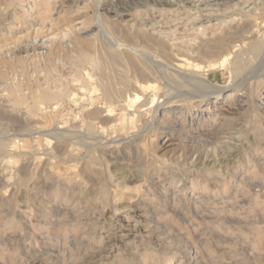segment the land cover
Returning <instances> with one entry per match:
<instances>
[{
	"label": "rangeland",
	"instance_id": "obj_1",
	"mask_svg": "<svg viewBox=\"0 0 264 264\" xmlns=\"http://www.w3.org/2000/svg\"><path fill=\"white\" fill-rule=\"evenodd\" d=\"M85 1L87 12L82 19L87 18L88 29L74 34L60 29L61 18L67 15L65 0H0V38L22 36L4 47L0 58L7 62L19 58L24 63L22 70L1 67L8 78L0 79V264H264V0L240 4L208 0V12L201 16V0ZM105 3H110L106 11ZM134 8L154 16L130 20L127 15ZM167 10L180 12L164 15ZM192 16L198 24H209V35L201 43L226 36L218 58L200 56L204 49L198 50L197 41L195 49H154L152 39L166 47L180 44L183 23ZM166 18L174 19L173 25L166 24ZM98 29L104 38L100 39ZM56 33L59 45L51 41ZM76 35L93 43L95 50L89 54L97 61L96 65L81 64L82 73L97 76L91 75V86L82 92L77 86L83 84L81 73L73 64L79 55L71 46ZM256 42L262 44L257 55L250 49ZM47 54L52 58L50 66ZM227 54L229 60L222 64ZM107 56L124 63L110 64ZM233 56L245 66L237 77ZM183 57L200 65L199 73L179 68L177 59ZM100 67L104 74L97 70ZM48 75L51 79L46 80ZM185 79L198 85L192 81L185 85ZM202 80L218 86L236 84L231 92L234 101L221 104V100L220 108L209 112L201 106V112L199 101L209 93ZM14 82L26 97L42 85L51 90L58 86L68 93L38 110L30 107L29 99L15 106L7 99L5 85ZM139 84H151L154 89L142 92ZM106 86L111 94L105 93ZM137 95L141 98L135 101ZM238 98L246 99L243 107L236 106Z\"/></svg>",
	"mask_w": 264,
	"mask_h": 264
},
{
	"label": "bare ground",
	"instance_id": "obj_2",
	"mask_svg": "<svg viewBox=\"0 0 264 264\" xmlns=\"http://www.w3.org/2000/svg\"><path fill=\"white\" fill-rule=\"evenodd\" d=\"M211 1V0H210ZM213 1V0H212ZM221 1H224V0H221ZM228 1H230V2H237V3H241L243 0H228ZM245 1V0H244ZM248 1V0H247ZM86 2L87 1H85V0H65V7H66V10L65 11H63L64 13H67V15L65 16V17H63V18H61V21H60V29L61 28H63V31H65V28L68 30V31H70L71 33H76L77 31H81L82 29H88V26L89 25H87V23H86V19L84 20V19H82V16L87 12V4H86ZM92 2V1H91ZM171 2V1H170ZM200 2V4H199V6H198V12H199V14L196 12V15L198 14V16H201L200 14L202 13V12H208V0H201V1H199ZM216 2V1H215ZM246 2V1H245ZM244 2V3H245ZM64 3V2H63ZM213 3H214V1H213ZM236 3V4H237ZM110 4V3H109ZM109 4H107V3H105V5H104V7H103V10L104 11H106V6L108 5L109 6ZM162 4V3H161ZM246 4V3H245ZM92 5V4H91ZM244 5V4H243ZM242 5V6H243ZM257 5V4H256ZM42 6V5H41ZM97 6V5H96ZM228 6H230V5H228ZM234 6H235V4H234ZM233 6V7H234ZM245 6V5H244ZM110 7V6H109ZM139 7V6H138ZM191 7V6H190ZM195 7V6H194ZM213 7V6H212ZM63 8V7H62ZM89 8V7H88ZM94 8V7H93ZM99 8V7H98ZM131 8V7H130ZM142 8V7H141ZM225 8V7H224ZM228 8H230V7H228ZM245 8H247V7H245ZM127 9V8H126ZM135 10H133L132 12H131V14L129 13V15H127V18H130V20H133V19H135V18H137L138 16H141V15H143V16H145L146 14H149V16L148 17H150L151 15H150V12L148 11L147 12V10L145 9V11H144V9H142V10H139V9H137V8H134ZM151 9V8H150ZM188 9H190V8H187V10ZM210 9V8H209ZM212 9V8H211ZM226 9V8H225ZM224 9V10H225ZM232 9V8H231ZM237 9V8H236ZM95 10V9H94ZM108 10V9H107ZM197 10V9H196ZM233 10V9H232ZM240 10H243V9H240ZM122 11V10H121ZM156 11V10H155ZM179 11V10H178ZM189 11H191V10H189ZM195 11V10H194ZM247 11H249V10H247ZM47 12V11H46ZM180 12V11H179ZM178 12V13H179ZM185 12V11H184ZM211 12V11H210ZM209 12V13H210ZM226 12H228V10L226 11ZM226 12H224V13H226ZM245 12V11H244ZM243 12V13H244ZM254 12V11H253ZM60 13H61V11H60ZM178 13H172V12H169V10H167V12L164 14V15H171V16H177V14ZM189 13V12H188ZM212 13V12H211ZM214 13H216V12H214ZM219 13V12H218ZM222 13V12H221ZM160 14L162 15L163 13L162 12H160ZM181 14V13H180ZM191 14V13H190ZM220 14V13H219ZM60 15V14H59ZM94 15V14H93ZM119 15H121V14H119ZM179 15V14H178ZM184 15V14H183ZM185 15H187V14H185ZM194 15V14H193ZM218 15V14H217ZM228 15V14H227ZM61 16V15H60ZM152 16H154V15H152ZM171 16H169V18L171 17ZM203 16H208V13H206V14H204ZM234 16V15H233ZM1 17V16H0ZM85 17H87V16H85ZM157 17V16H156ZM183 17V16H182ZM226 17V16H225ZM235 17H237V16H235ZM243 17V16H242ZM126 18V19H127ZM158 18V17H157ZM181 18V17H180ZM186 18H187V16H186ZM197 18V17H196ZM196 18L195 17H189V19H188V21H186L185 23H183V25L184 26H182V29L185 31V33L184 34H182V37L181 38H179L180 40H182L181 42H180V40H178L179 42H180V44L179 43H177L175 40H174V42H176L175 44L174 43H172V44H174L173 46L174 47H166L165 45H164V43H162V42H160V41H156L155 39H152V41H153V43H154V49H169V50H167V51H170L171 49H174L175 47V49H195V48H197V46L198 47H200V49H198V50H200L201 52H202V50L201 49H204V53L202 52L201 54H199L200 56H202V54H204V55H206V56H211V55H213L215 58H218L217 57V54H218V52H220V53H222L221 51L225 48V46H226V43H225V38H226V36H225V38H218V39H216V40H213V41H211L210 43H208V41L207 42H204V43H201V41H202V39L204 38H206V35H207V32H208V30H209V28H208V25L209 24H198V23H196ZM206 18H208V17H206ZM1 19V18H0ZM3 19V18H2ZM165 19V18H164ZM167 20H168V18H166ZM209 19V18H208ZM225 19V18H224ZM228 19H230V17H228ZM237 19V18H236ZM99 20V19H98ZM125 20V19H124ZM161 20V19H160ZM163 20V19H162ZM183 20V19H182ZM186 20V19H185ZM220 20V19H219ZM238 20V19H237ZM247 20V19H246ZM123 21V20H122ZM127 21V20H126ZM172 21H174V19L172 20H168V21H166V24H171V25H173V22ZM205 21V20H204ZM221 21V20H220ZM231 21V20H230ZM6 22V21H5ZM98 22V21H97ZM104 22V21H103ZM108 22V21H107ZM120 22V21H119ZM141 22V21H140ZM163 23L165 22L164 20L162 21ZM199 22V21H198ZM235 22V21H234ZM58 23V22H57ZM99 23V22H98ZM102 22H100V24H101ZM127 23V22H126ZM126 23H125V25H123V28H124V26H126ZM132 23V22H131ZM130 23V24H131ZM158 23V22H157ZM181 23V22H180ZM201 23H203V22H201ZM243 23V22H242ZM4 24V23H3ZM22 24V23H21ZM48 24H51V23H48ZM53 24V23H52ZM135 24V23H134ZM134 24H132V25H134ZM147 24V23H146ZM155 24V23H154ZM161 24V23H160ZM212 24V23H211ZM244 24V23H243ZM1 25V24H0ZM34 25V24H33ZM58 25V24H57ZM56 25V26H57ZM191 25H193L191 28H188L189 26H191ZM52 26H54V27H56L55 26V24L54 25H52ZM102 26V25H101ZM114 26H115V24H114ZM145 26V25H144ZM151 26V25H150ZM153 26V25H152ZM151 26V27H152ZM175 26H178V25H175ZM218 26V25H217ZM220 26V25H219ZM218 26V27H219ZM221 26H222V24H221ZM231 26V25H230ZM238 26V25H237ZM21 27V26H20ZM23 27V26H22ZM97 27V26H96ZM95 27V28H96ZM98 27H100V26H98ZM127 27V26H126ZM134 27H135V25H134ZM148 27V26H147ZM150 27V28H151ZM154 27V26H153ZM160 27H163V26H160ZM165 27V26H164ZM172 27V26H171ZM213 27H214V25H213ZM212 27V28H213ZM223 27V26H222ZM241 27V26H240ZM51 28V27H50ZM57 28V27H56ZM56 28L55 29H53L52 28V30L54 31H56ZM105 28H107V27H105ZM114 28H116V27H114ZM141 28V27H140ZM159 28V27H158ZM180 28V27H179ZM215 28V27H214ZM217 28V27H216ZM254 28V27H253ZM17 29H19V28H17ZM21 29V28H20ZM38 29V28H37ZM46 29V28H45ZM91 29V28H90ZM101 29V28H100ZM108 29V28H107ZM110 29H112V28H110ZM120 29V28H119ZM128 29H130V28H128ZM145 29V28H144ZM153 29V28H152ZM152 29H150L151 31H152ZM162 29V28H161ZM160 29V30H161ZM171 29V28H170ZM178 29V28H177ZM219 29V28H218ZM218 29H217V31H218ZM221 29V28H220ZM223 29V28H222ZM252 29V28H251ZM22 30V29H21ZM39 30L40 29H38V32H39ZM106 30V29H105ZM104 30V31H105ZM115 30V29H114ZM164 30V29H163ZM167 30H168V28H167ZM225 30V29H224ZM245 30V29H244ZM255 30V29H254ZM257 30V29H256ZM19 31V30H18ZM30 31V30H29ZM44 31V30H43ZM48 31H49V28H48ZM52 31V32H53ZM57 31H58V28H57ZM63 31H61V32H63ZM68 31H67V33H68ZM84 31V30H83ZM98 31H100L99 29H98ZM116 31V30H115ZM129 31V30H128ZM132 31V30H131ZM142 31V30H141ZM154 31H156V29L154 30ZM162 31V30H161ZM182 31V30H181ZM190 31H192V32H190ZM23 32V31H22ZM25 32V31H24ZM101 32V31H100ZM100 32H98L100 35L102 34V32L100 33ZM111 32H113V29L111 30ZM127 32V31H126ZM145 32V31H144ZM157 33H158V31H156ZM163 32V31H162ZM166 32V31H165ZM167 32H170V31H167ZM166 32V33H167ZM176 32V31H175ZM240 32V31H239ZM245 32V31H244ZM3 33V32H2ZM5 33V32H4ZM8 33V32H7ZM42 33V32H41ZM54 33V32H53ZM60 33V32H59ZM66 33V32H65ZM70 33V34H71ZM74 33V34H75ZM79 33V32H78ZM77 33V34H78ZM81 33L82 32H80L79 34L81 35ZM91 33H93V32H91ZM98 33H97V36H98V38H99V36L100 35H98ZM104 33V32H103ZM141 34H142V32H140ZM155 33V32H154ZM156 33V34H157ZM164 33V32H163ZM163 33H159L160 35L161 34H163ZM219 33H221V32H219ZM225 33V32H224ZM241 33H242V31H241ZM240 33V34H241ZM247 33V32H246ZM254 33V32H253ZM25 34V33H24ZM26 34H27V32H26ZM34 35H35V32L33 33ZM38 34H40V33H38ZM47 33H45V35H46ZM51 34V33H50ZM63 34V33H62ZM78 34V35H79ZM115 34V33H114ZM113 34V35H114ZM127 34H129V33H127ZM140 34V35H141ZM170 34V33H169ZM173 34H175V33H173ZM180 34V33H179ZM215 34H218V33H215ZM48 35V34H47ZM52 35V34H51ZM60 35V34H59ZM64 35V34H63ZM66 35V34H65ZM104 35H106V34H104ZM139 35V34H138ZM143 35V34H142ZM152 35V34H151ZM159 35V36H160ZM167 35V34H166ZM176 35H177V33H176ZM209 35V34H208ZM207 35V36H208ZM223 35V34H222ZM238 35V34H237ZM259 35V34H258ZM261 35V34H260ZM15 36V35H14ZM19 36V35H18ZM25 38H27V36L29 37V35L27 34V36H25V35H23ZM30 36H33V35H30ZM61 36V38L63 37L62 35H60ZM60 36H59V38H60ZM77 36V35H76ZM82 36H83V34H82ZM102 36V35H101ZM100 36V39H102V38H104L103 36L101 37ZM118 36H119V34H118ZM145 36V35H144ZM159 36H157L158 38V40H159ZM161 36H163V35H161ZM161 36H160V38H161ZM164 36H165V34H164ZM172 36V35H171ZM195 37V38H191V37ZM16 37V36H15ZM24 37H23V39H24ZM50 37V36H49ZM78 37V36H77ZM106 37H107V35H106ZM141 37H143V36H141ZM168 37V36H167ZM188 37H190V39H186V38H188ZM234 37V36H233ZM238 37V36H237ZM236 37V38H237ZM240 37V36H239ZM252 37V36H251ZM3 38V37H2ZM2 38H0V39H2ZM9 38V39H8ZM8 38H5V39H2L1 41H3V43H2V45L0 46V53L2 52V50H3V48L4 47H7L9 44H10V42L11 43H17L21 38H22V36H19V37H17V38H15V40L14 39H11L10 38V36L8 37ZM14 38V37H13ZM45 38V37H44ZM64 38V37H63ZM72 38V37H71ZM70 38V39H71ZM93 38V37H92ZM124 38H126V36L124 37ZM132 38V37H131ZM137 38V37H136ZM144 38H146V37H144ZM144 38H143V40H144ZM165 38H166V36H165ZM175 38V37H174ZM235 38V37H234ZM247 39H248V37H246ZM253 38H255V37H253ZM252 38V39H253ZM22 39V40H23ZM31 39V38H30ZM34 39V38H33ZM57 39H58V35H57V33L51 38V41H52V43H55L56 41H57ZM107 39V38H106ZM115 39V38H114ZM119 39V38H118ZM123 39V38H122ZM141 39V38H140ZM150 38L148 39V40H151ZM162 39H163V37H162ZM161 39V40H162ZM172 39V38H171ZM21 40V41H22ZM28 40V39H27ZM49 40V39H48ZM47 40V41H48ZM60 40V39H59ZM62 40H64V39H62ZM66 40V39H65ZM85 40H87V39H85ZM85 40H83V38L81 37H78V38H76V40L74 41V45H71V46H74V49H76L75 50V52L76 53H78V58L77 57H75V58H73V60H76V59H78L76 62L74 61V67H76V69H78V71L81 73L80 75H79V73L77 74V76L75 75V73H74V75L78 78V75L82 78L81 80H82V85H77V83H79V82H75V83H73V84H76L77 86H79V91H83V89L85 88V87H90L91 85V83H92V77H91V75L93 74H88V73H85L84 72V68H83V72L84 73H82V68H81V64L83 65V64H85V63H89V64H91V65H94L97 61H96V58L95 57H93V55H91V54H89V52L92 50V49H94L95 50V46L93 45V43L92 42H86ZM96 40V39H95ZM110 40H111V38H110ZM125 40V39H124ZM130 40V39H129ZM165 40V39H164ZM170 40V39H169ZM177 40V39H176ZM201 40V41H200ZM232 40V39H231ZM25 41V40H24ZM100 41V40H99ZM131 41V40H130ZM129 41V42H130ZM173 40H171V42H172ZM196 41H197V43H196ZM49 42H50V40H49ZM59 42V41H58ZM62 42V41H61ZM149 42H151V41H149ZM167 42H168V38H167ZM170 42V43H171ZM0 43V44H1ZM20 43V42H19ZM57 43V42H56ZM64 43V42H63ZM102 43V42H101ZM119 43V42H118ZM121 43V42H120ZM133 43V42H132ZM195 43H196V47L194 46L195 45ZM45 44V43H44ZM51 44V43H50ZM58 44V43H57ZM73 44V43H72ZM106 44H107V42H106ZM109 44V43H108ZM150 44V43H149ZM52 45V44H51ZM59 45V44H58ZM102 45V44H101ZM103 45H105L104 43H103ZM110 45V44H109ZM116 45V44H115ZM119 44H117V46H118ZM151 45V44H150ZM167 45V44H166ZM261 45L262 44H260L259 42H256V43H253L252 45H251V47H250V49H251V51H252V54L254 53L255 55H257V54H259V52H260V50H261ZM10 46H11V44H10ZM13 46V45H12ZM47 46V45H46ZM107 46V45H106ZM120 46V45H119ZM118 46V47H119ZM121 46H123V45H121ZM120 46V47H121ZM129 46V45H128ZM143 46H144V44H143ZM147 46V45H146ZM242 46V45H241ZM53 47V46H52ZM60 47V46H59ZM110 47H112V46H110ZM115 47V46H114ZM119 47V48H120ZM141 47V46H140ZM73 48V47H72ZM102 48H104V47H102ZM101 48V49H102ZM117 48V47H116ZM127 48V47H126ZM125 48V49H126ZM134 48V47H133ZM139 48V47H138ZM137 48V49H138ZM147 48H148V46H147ZM150 48H152V46L151 47H149V49ZM228 48H230V47H227V49ZM50 49H52L51 47H50ZM55 49H56V52H57V50L58 49H60V48H57V47H55ZM63 49V48H62ZM112 49V48H111ZM124 49V48H123ZM128 49H129V47H128ZM135 49V48H134ZM153 49V48H152ZM249 49V48H248ZM7 50H9V48L7 49ZM53 50V49H52ZM69 50V49H68ZM67 50V51H68ZM72 50V49H71ZM99 50V49H98ZM107 50V49H106ZM13 51V50H12ZM59 52H60V50H58ZM105 51V50H104ZM120 51V50H119ZM142 51V50H141ZM172 51V50H171ZM181 51V50H180ZM183 51V50H182ZM246 51V50H245ZM56 52H55V54H56ZM61 52H62V50H61ZM60 52V54H62ZM72 52V51H71ZM130 52V51H129ZM137 52V51H136ZM199 52V51H198ZM224 52V51H223ZM234 52H236V51H234ZM246 52H248V51H246ZM51 53V52H50ZM118 53V52H117ZM131 53V52H130ZM134 53V52H133ZM184 53V52H183ZM193 53V52H192ZM191 53V54H192ZM200 53V52H199ZM216 53V55H214ZM227 52H225V54H226ZM237 53L238 52H236V54H235V56H239V54L237 55ZM244 53V52H243ZM59 54V55H60ZM98 54V53H97ZM107 54V53H106ZM105 54V55H106ZM111 54V53H110ZM125 54V53H124ZM135 54V53H134ZM150 54V53H149ZM165 54V53H164ZM163 54V55H164ZM182 54V53H181ZM189 54V53H188ZM190 54V55H191ZM224 54V53H223ZM223 54H221V55H223ZM241 54V53H240ZM2 55V54H1ZM48 55V54H47ZM52 55V54H51ZM75 55V54H74ZM77 55V54H76ZM100 55V54H99ZM112 55V54H111ZM126 55V54H125ZM135 55H137V54H135ZM143 56V53H141V54H139V55H137V56ZM154 55V54H153ZM162 55V56H163ZM167 55V54H166ZM185 55V54H184ZM184 55H182V56H184ZM198 55V56H199ZM234 55V54H233ZM245 55V54H244ZM243 55V56H244ZM254 55V56H255ZM54 56V55H53ZM61 56V55H60ZM59 56V57H60ZM101 56V55H100ZM100 56H98V57H100ZM127 56H129V55H127ZM178 56H180V55H178ZM192 56V55H191ZM190 56V57H191ZM205 56V57H206ZM225 56V55H224ZM231 56H232V54H231ZM235 56H233L234 58H235ZM242 56V59H244V57ZM14 57V56H13ZM66 57V56H65ZM67 57H69V56H67ZM159 57V56H158ZM169 57V56H168ZM194 57V56H193ZM212 57V56H211ZM211 57L209 58V60L211 59ZM223 57V56H222ZM228 57H230V55H228L227 54V56L226 57H224L223 59H222V64H225L228 60H229V58ZM232 57V58H233ZM247 57H249V56H247ZM15 58V57H14ZM70 59L72 58V57H69ZM68 58V60H70ZM107 58H109V62H110V64L112 63V64H116V66H117V64H119L120 62L118 61V63L116 62V58H115V56H107ZM117 58H118V56H117ZM145 58V57H144ZM153 59L154 58H157V57H152ZM151 58V59H152ZM199 58H202V57H199ZM213 58V57H212ZM1 59V58H0ZM119 59V58H118ZM127 59V58H126ZM166 59H168V58H166ZM173 59V58H172ZM236 59V58H235ZM234 59V62H232V68H233V75H234V77H237V76H239V74H241L243 71H244V65H242V63L239 61L241 58L239 57V58H237L236 60ZM5 59H1L0 60V79H2V80H5L6 81V79L8 78V77H6V73H5V70L3 71V69L1 68L2 67V65H4V66H6V67H10L9 69H13V70H15V67L17 68V67H21V70H22V68L24 67V63L22 62V60L21 59H16L14 62H7V61H4ZM8 60V59H7ZM10 60V59H9ZM8 60V61H9ZM47 60V63H48V66H50L51 65V63H52V58H51V56H50V54L48 55V58L46 59ZM64 60V59H63ZM72 60V59H71ZM121 60V59H120ZM127 60H129V62H131L130 61V59H127ZM140 60V59H139ZM169 60V59H168ZM176 60V59H175ZM178 60V61H177ZM176 61L178 62L177 63V66L179 67V68H183V69H187V70H190V71H192V72H197L198 71V73H199V71L201 70V67H200V65H198V64H196V63H193V62H191L190 61V59H188V58H178ZM248 60V59H247ZM102 61V60H101ZM123 61V60H122ZM121 61V62H122ZM145 61V60H144ZM152 61H155V60H152ZM167 61V60H166ZM214 61H216V60H214ZM221 61V60H220ZM241 61H243V60H241ZM64 62H66V61H64ZM72 62L73 61H71V64H72ZM169 62V61H168ZM210 62V61H209ZM209 62H208V66H209ZM230 62V63H231ZM243 62H245V61H243ZM248 62V61H247ZM253 62V61H252ZM46 63V64H47ZM68 63V62H67ZM122 63H124V62H122ZM122 63L121 64H119L120 66L122 65ZM140 64H141V61L139 62ZM151 63V62H150ZM211 63V62H210ZM212 63H214V62H212ZM220 63V62H219ZM114 64V65H115ZM143 64H145V62L143 63L142 62V66H143ZM158 64V63H157ZM228 64V63H227ZM54 65V64H53ZM96 65V64H95ZM107 65V64H106ZM134 65V64H133ZM176 65V64H175ZM205 65V64H204ZM231 65V64H230ZM247 65V64H246ZM249 65V64H248ZM71 66V65H70ZM73 66V65H72ZM113 66V65H112ZM132 66V65H131ZM147 65H145V67H146ZM156 66V65H155ZM176 66V67H177ZM206 66V65H205ZM211 66V65H210ZM220 66V65H219ZM5 67V68H6ZM52 67V66H51ZM73 67V68H74ZM98 67H99V65H98ZM150 67V66H149ZM212 67H214V66H212ZM221 67V66H220ZM53 68V67H52ZM71 68V67H70ZM73 68H72V70H73ZM102 67H100V69L98 68L97 70H100L99 72H100V74H104V70H103V68L101 69ZM109 68V67H108ZM117 68V67H116ZM134 68V67H133ZM135 68H136V65H135ZM151 68V67H150ZM171 68V67H170ZM203 68V67H202ZM209 68V67H208ZM251 68V67H250ZM138 69V68H137ZM142 69V68H141ZM146 69H147V67H146ZM154 69V68H153ZM158 69V68H157ZM176 69V68H175ZM210 69V68H209ZM213 69V68H212ZM217 69H219V68H217ZM249 69V68H248ZM259 69V68H258ZM53 70V69H52ZM54 70H56L55 68H54ZM75 70V69H74ZM111 70V69H110ZM114 70V69H113ZM149 69H147V71H148ZM151 70V69H150ZM181 70V69H180ZM254 70V69H253ZM16 71V70H15ZM77 71V72H78ZM118 71V70H117ZM127 71V70H126ZM134 71V70H133ZM136 71V70H135ZM142 71V70H141ZM153 71V70H152ZM182 71V70H181ZM207 71V70H206ZM250 71V70H249ZM264 71V70H263ZM12 72V71H11ZM54 72V71H53ZM90 72V71H89ZM122 72H124L123 70H122ZM137 72V71H136ZM145 72V71H144ZM149 72V71H148ZM165 72H166V70H165ZM164 72V73H165ZM170 72H171V70H170ZM178 72V71H177ZM251 72V71H250ZM54 73H56V72H54ZM143 73V72H142ZM150 73V72H149ZM153 73V72H152ZM173 73V72H172ZM203 73V72H202ZM24 73L22 72V75H23ZM107 74H109V73H107ZM116 74V73H115ZM126 74V73H125ZM134 74V73H133ZM132 74V75H133ZM169 74V73H168ZM167 74V75H168ZM176 74H178V73H176ZM191 74V73H190ZM248 75H250L249 73H247ZM15 75V74H14ZM18 75H20V74H18ZM53 75V74H52ZM93 75H95V74H93ZM92 75V76H93ZM117 75V74H116ZM120 75V74H119ZM155 75V74H154ZM166 75V76H167ZM170 75V74H169ZM169 75L167 76V77H169ZM251 75H253V74H251ZM259 75V74H258ZM16 76V75H15ZM21 76V75H20ZM23 76H25V75H23ZM56 76H58V74H56ZM96 76V75H95ZM101 76V75H100ZM141 76V75H140ZM245 76V75H244ZM31 77V76H30ZM47 77V79L46 80H49L48 79V77L50 78V76L48 75V76H46ZM59 77H61V76H59ZM72 77H74V76H72ZM72 77H71V79H72ZM80 77L78 78V79H80ZM97 77V76H96ZM102 77H104V76H102ZM122 77H123V75H122ZM171 77V76H170ZM252 77V76H251ZM254 77V76H253ZM256 77V76H255ZM258 77V76H257ZM19 78V77H18ZM24 78V77H23ZM32 78V77H31ZM44 78V77H43ZM139 78H141V77H139ZM138 78V79H139ZM146 78V77H145ZM172 78H174V77H172ZM192 78V77H191ZM11 79V78H10ZM10 79H8L9 81H10ZM16 79V78H15ZM30 79V78H29ZM51 79V78H50ZM75 79V78H74ZM78 79H75V80H78ZM123 79V78H122ZM128 79V78H127ZM133 79V78H132ZM142 79V78H141ZM143 79H144V76H143ZM162 79V78H161ZM160 79V80H161ZM193 79V78H192ZM211 79V78H210ZM236 79V78H235ZM8 80H7V82H8ZM23 80H25V79H23ZM35 80H36V78H35ZM39 80V79H38ZM37 80V81H38ZM65 80V79H64ZM63 80V81H64ZM107 80V79H106ZM117 80H119V79H117ZM146 80V79H145ZM168 80H169V78H168ZM176 80V79H175ZM187 79H185V81H186ZM189 80V79H188ZM5 81H4V83H5ZM15 81V80H14ZM22 81V80H21ZM36 81V82H37ZM59 81H61L60 79H59ZM69 81V80H68ZM71 81V80H70ZM122 81V80H121ZM125 81V80H124ZM134 81V80H133ZM173 81V80H172ZM184 80H183V83H185V85H186V83H189L190 81H192L191 83H193V80H189V82H185ZM195 81V80H194ZM203 81V80H202ZM11 82H13L12 80H11ZM27 82V81H26ZM52 82V81H51ZM55 82V81H54ZM58 82V81H57ZM65 82V81H64ZM73 82V81H72ZM71 82V83H72ZM111 82V81H110ZM151 82V81H150ZM163 82V81H162ZM165 82V81H164ZM238 82V81H237ZM245 81H242V83H244ZM249 82V81H248ZM9 83V82H8ZM17 82H14V84H5L6 85V87H7V85H8V93H6V94H8V95H6V96H8V100H9V97H10V99H11V101L13 102V104L16 106V105H23L24 103H26V100L27 99H29L30 100V107L32 108V109H35V110H38L39 108H40V106L42 107V105H47V104H50V103H53L54 101H56V100H60L61 98H63L64 96H65V94H67L66 93V91H64V90H62V89H58V86H57V89L56 88H54V89H56V90H51L50 89V86L49 87H47V88H42V86L40 87V89H38L39 91H37V90H35L34 88V92L32 91V93L31 94H29L30 96L28 97V95H27V97L21 92V88H20V86L19 85H17L16 84ZM19 83V82H18ZM44 83V82H43ZM46 83V82H45ZM53 83V82H52ZM66 83V82H65ZM64 83V84H65ZM68 83H70V82H68ZM66 84V85H69V84ZM143 83V82H142ZM149 83V82H148ZM179 83H181V82H179ZM182 83V84H183ZM190 83V84H191ZM196 83V82H195ZM24 84H26V83H24ZM23 84V85H24ZM28 84V83H27ZM40 84V83H39ZM37 85V86H40V85ZM42 84V83H41ZM51 84V83H50ZM102 84V83H101ZM164 84H166V83H164ZM173 84H175V82L173 83ZM178 84V83H177ZM45 85V84H44ZM49 85V84H48ZM53 85V84H52ZM56 85H57V83H56ZM61 85V84H60ZM111 85V84H110ZM118 85V84H117ZM171 85V84H170ZM192 85V84H191ZM193 85H195L194 83H193ZM196 85H198L197 83H196ZM195 85V86H196ZM237 85H241V84H237ZM27 85H25V87H26ZM35 86V85H34ZM124 86V85H123ZM161 86V85H160ZM164 86V85H163ZM169 86V85H168ZM176 86V85H175ZM201 86V85H200ZM203 86L205 87V89H207L208 90V96L206 95L205 97H203L202 98V100L201 101H199V106H197L198 108H199V110L202 112V109H201V106H205V109H204V111L205 112H209V110H211L212 108H217V109H219L220 108V106L218 107L217 106V104H220V101L222 100V103L221 104H226V103H229V102H232V101H234V98H235V94H232L231 92L232 91H234V89H235V86H236V84H228L227 86H218V85H214L213 84V82H211V81H209V80H204L203 81ZM31 87V86H30ZM54 87H55V85H54ZM74 87V86H73ZM107 87V86H106ZM138 87H139V89L142 91V92H145V91H147V90H149V89H154V87H153V85H151V84H139L138 85ZM165 87V86H164ZM172 87H174V85L172 86ZM178 87V86H177ZM188 87H189V85H188ZM192 87V86H191ZM241 87H242V85H241ZM53 88V87H52ZM100 88H101V85H100ZM105 88V87H104ZM159 88V87H158ZM169 88V87H168ZM171 88V87H170ZM180 88V87H179ZM184 88V87H183ZM197 88V87H196ZM200 88H202V86L200 87ZM237 88V87H236ZM24 89V88H23ZM27 89V88H26ZM75 89V88H74ZM105 89H107L106 90V92L105 93H109L108 92V87L107 88H105ZM113 89V88H112ZM177 89V88H176ZM195 89V88H194ZM194 89L192 88V90L194 91ZM5 90H7V89H5ZM101 90H102V88H101ZM126 90V89H125ZM135 90V89H134ZM139 90V91H140ZM186 90V89H185ZM198 90V89H197ZM27 92H29L28 90H26ZM31 91V90H30ZM37 91V92H36ZM71 91V90H70ZM76 91H78V89L76 90ZM113 91H115L114 89H113ZM139 91H137L138 92V94H139ZM199 91H200V89H199ZM198 91V92H199ZM206 91V90H205ZM72 92H74V91H72ZM121 92V91H120ZM122 92H123V89H122ZM154 92V91H153ZM172 92V91H171ZM173 92H174V90H173ZM175 92H176V90H175ZM183 92V91H182ZM185 92V91H184ZM197 92V93H198ZM4 93V94H5ZM75 93V92H74ZM177 94H178V92H176ZM175 93V94H176ZM180 93V92H179ZM188 93V92H187ZM200 94H201V92H199ZM202 93H204L203 91H202ZM109 94H111V93H109ZM120 94V93H119ZM125 94V93H124ZM160 94V93H159ZM181 95H183L182 93H180ZM179 94V95H180ZM205 94H207L206 92H205ZM74 95H76V94H74ZM78 95H80V94H78ZM140 95V94H139ZM149 95H150V93H149ZM189 95V94H188ZM193 95V93L191 94V96ZM212 95V96H211ZM110 96V95H109ZM112 96V95H111ZM117 96V95H116ZM142 96V95H141ZM165 96V95H164ZM187 96V95H186ZM191 96H189L190 98H191ZM195 96V95H194ZM2 97V96H1ZM69 97V96H68ZM75 97V96H74ZM121 97H122V94H121ZM128 97V96H127ZM145 97V96H144ZM147 97V96H146ZM179 97V96H178ZM188 97V98H189ZM66 98H67V95H66ZM105 98H106V96H105ZM139 98H141V97H139L138 95L137 96H135V101H137ZM153 98V97H152ZM185 98H187V97H185ZM189 98V99H190ZM195 98H197V97H195ZM205 98H207V99H205ZM3 99V98H2ZM107 99V98H106ZM114 99V98H113ZM112 99V100H113ZM172 99V98H171ZM192 99V98H191ZM263 99H264V96H263ZM4 100H6V99H4ZM107 100H109V99H107ZM106 100V101H107ZM193 100H195L194 98H193ZM245 100L246 99H242V98H238L237 100H235V102H236V106H238V107H243V105H245ZM28 101V100H27ZM114 101V100H113ZM166 101V100H165ZM115 102V101H114ZM125 102V101H124ZM145 102V101H144ZM152 102H154L153 100H152ZM173 102V101H172ZM183 102V101H182ZM109 103V102H108ZM155 103V102H154ZM1 104V103H0ZM12 104V105H13ZM116 104V103H115ZM140 104H142V103H140ZM147 104V103H146ZM151 104V103H150ZM165 104H166V102H165ZM164 104V105H165ZM176 104V103H175ZM261 104V103H260ZM9 105H11V103H9ZM13 105V106H14ZM117 105V104H116ZM138 105V104H137ZM144 105V104H143ZM168 105V104H167ZM156 106V105H155ZM212 106V107H211ZM235 106V107H236ZM263 106V105H262ZM29 107V106H28ZM27 107V108H28ZM48 107V106H47ZM152 107V106H151ZM173 107V106H172ZM171 107V108H172ZM9 108V107H8ZM31 108H30V110H31ZM114 108V107H113ZM143 108V107H142ZM145 109V108H144ZM147 109V108H146ZM179 109V108H178ZM259 109V108H258ZM261 109V108H260ZM14 110V109H13ZM157 111V110H156ZM240 111V110H239ZM33 112V111H32ZM129 112H130V110H129ZM227 112H231V111H227ZM241 112H243V111H241ZM10 113V112H9ZM110 113H111V110L110 109H108L107 110V116H110ZM4 114V113H3ZM143 114V113H142ZM28 116V115H27ZM93 116H94V114H93ZM92 117V116H91ZM191 117V116H190ZM189 117V118H190ZM246 117V116H245ZM4 118V117H3ZM10 118V117H9ZM181 118V117H180ZM213 118V117H212ZM242 118V117H241ZM1 119V118H0ZM13 119V118H12ZM177 119V118H176ZM3 120V119H2ZM14 120V119H13ZM153 120V119H152ZM104 121H105V118H104ZM106 122V121H105ZM195 126V125H194ZM214 126V125H213ZM151 127V126H150ZM245 128V127H244ZM259 128V127H258ZM191 129H192V127H191ZM252 129V128H251ZM55 130V129H54ZM165 130V129H164ZM65 131V130H64ZM87 131V130H86ZM169 131V130H168ZM250 131V130H249ZM205 135H207L206 133H205ZM215 135V134H214ZM258 135V134H257ZM233 136V135H232ZM91 137V136H90ZM98 138V137H97ZM96 138V139H97ZM99 139V138H98ZM167 140V139H166ZM244 141V140H243ZM0 142H2V141H0ZM166 142V141H165ZM257 143V142H256ZM256 145V144H255ZM254 145V146H255ZM253 151V150H252ZM226 152V151H225ZM216 158V157H215ZM217 160V159H216ZM52 162V161H51ZM96 164V163H95ZM202 167V166H201ZM175 169V168H174ZM216 170V169H215ZM242 171V170H241ZM195 173V172H194ZM1 181V180H0ZM171 182V181H170ZM250 182V181H249ZM256 184V183H255ZM259 184V183H258ZM72 186H74V185H72ZM71 189H72V187H71ZM139 191V190H138ZM178 193V192H177ZM237 193V192H236ZM136 194V193H135ZM242 197V196H241ZM233 198V197H232ZM201 200V199H200ZM105 201V200H104ZM198 201V200H197ZM202 201V200H201ZM204 201V200H203ZM160 203V202H159ZM212 204V203H211ZM7 205V204H6ZM95 206V205H94ZM96 207V206H95ZM57 209V208H56ZM238 210V209H237ZM48 211V210H47ZM209 211V210H208ZM70 213V212H69ZM71 214V213H70ZM68 215V214H67ZM72 215V214H71ZM67 217V216H66ZM39 218V217H38ZM68 218V217H67ZM57 219V218H56ZM67 220V219H66ZM65 220V221H66ZM246 222H248V221H246ZM263 222V221H262ZM90 232V231H89ZM93 233V232H92ZM10 235V234H9ZM15 235V234H14ZM54 240V239H53ZM48 241V240H47ZM75 245V244H74ZM190 249V248H189ZM88 251V250H87ZM68 260V259H67ZM211 262V261H210ZM212 264V263H211Z\"/></svg>",
	"mask_w": 264,
	"mask_h": 264
}]
</instances>
